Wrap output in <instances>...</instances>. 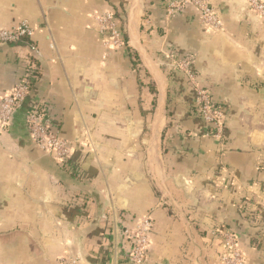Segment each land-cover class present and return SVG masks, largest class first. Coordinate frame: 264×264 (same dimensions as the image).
I'll return each instance as SVG.
<instances>
[{"label": "crops", "instance_id": "1", "mask_svg": "<svg viewBox=\"0 0 264 264\" xmlns=\"http://www.w3.org/2000/svg\"><path fill=\"white\" fill-rule=\"evenodd\" d=\"M215 32L167 0H0V29L31 40L0 47V108L24 65L38 78L0 135V264H126L124 229L154 222L149 264H222L233 232L248 264H264V20L247 0H211ZM114 16L123 46L98 19ZM193 57L197 85L226 110L223 142L197 113L196 87L170 65ZM45 104L72 143L68 165L27 126Z\"/></svg>", "mask_w": 264, "mask_h": 264}, {"label": "built area", "instance_id": "2", "mask_svg": "<svg viewBox=\"0 0 264 264\" xmlns=\"http://www.w3.org/2000/svg\"><path fill=\"white\" fill-rule=\"evenodd\" d=\"M252 12L264 20V0H247ZM167 16L175 18L183 13L187 6H193L200 13V22L215 32H224L223 18L211 0H167L165 4ZM102 33L110 32L108 45L123 46L124 39L113 15L106 14L98 19ZM34 30L28 23H22L11 29H0V47L31 40ZM33 58H28L24 65V73L19 84L6 96L2 97L0 108V135L5 134L11 126L16 112L25 103L31 87L39 74L37 58L41 52L37 46L30 44ZM170 65L177 71L186 74L190 82L196 87L198 98L196 109L198 115L209 125L210 135L218 142H223L226 110L222 104L214 100L210 90L197 85V73L193 69V57L178 58L173 52L169 55ZM29 134L36 146L47 156L58 161L61 166L68 165L72 155V143L53 131V121L49 116L45 104L34 105L27 114ZM154 222L150 216L138 219L136 228L124 229L123 234L129 240L130 251H123L121 257L126 264H149L148 251L151 244V233ZM223 240L224 250L221 256L222 264H248V258L240 246L239 237L233 232H219ZM73 264H77L74 260Z\"/></svg>", "mask_w": 264, "mask_h": 264}]
</instances>
